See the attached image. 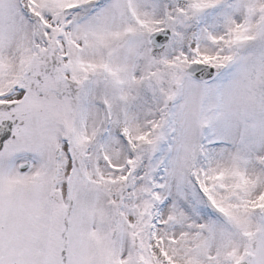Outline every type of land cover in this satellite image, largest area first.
<instances>
[{"label": "snow or ice", "instance_id": "obj_1", "mask_svg": "<svg viewBox=\"0 0 264 264\" xmlns=\"http://www.w3.org/2000/svg\"><path fill=\"white\" fill-rule=\"evenodd\" d=\"M0 264H264V0H0Z\"/></svg>", "mask_w": 264, "mask_h": 264}]
</instances>
